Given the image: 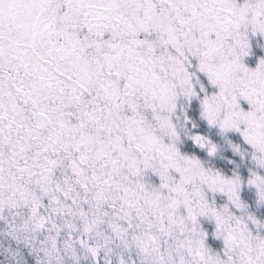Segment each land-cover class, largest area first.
I'll list each match as a JSON object with an SVG mask.
<instances>
[{
  "label": "snow or ice",
  "instance_id": "obj_1",
  "mask_svg": "<svg viewBox=\"0 0 264 264\" xmlns=\"http://www.w3.org/2000/svg\"><path fill=\"white\" fill-rule=\"evenodd\" d=\"M0 264H264V0H0Z\"/></svg>",
  "mask_w": 264,
  "mask_h": 264
}]
</instances>
